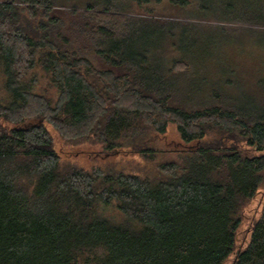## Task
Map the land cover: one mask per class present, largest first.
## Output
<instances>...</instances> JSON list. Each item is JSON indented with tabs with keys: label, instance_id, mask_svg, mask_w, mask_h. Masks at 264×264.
Here are the masks:
<instances>
[{
	"label": "trees",
	"instance_id": "1",
	"mask_svg": "<svg viewBox=\"0 0 264 264\" xmlns=\"http://www.w3.org/2000/svg\"><path fill=\"white\" fill-rule=\"evenodd\" d=\"M161 1L0 0V264H264V201L244 222L264 109L173 104L162 77L188 66ZM168 125L181 159L153 147ZM52 132L108 163H70Z\"/></svg>",
	"mask_w": 264,
	"mask_h": 264
},
{
	"label": "rangeland",
	"instance_id": "2",
	"mask_svg": "<svg viewBox=\"0 0 264 264\" xmlns=\"http://www.w3.org/2000/svg\"><path fill=\"white\" fill-rule=\"evenodd\" d=\"M150 7L156 10L157 19L182 22L174 26L176 38L166 55L182 56L188 69L181 74H166L161 83L173 93L175 106L196 109L219 106L243 112L264 109V1L190 0L188 6L170 7L164 0ZM151 64L155 68L162 64L165 73L167 60L156 58ZM44 83L41 80V88H46ZM52 136L53 149L72 164L90 170L108 163L102 158L100 145L69 143L53 132ZM178 142L175 126L168 125L164 137L153 144L165 152L158 158L181 159V153L176 152ZM123 148L127 150L128 146ZM119 157L130 171L142 173L143 166L137 159L115 156L119 163ZM263 201L264 190L244 211V222L257 216Z\"/></svg>",
	"mask_w": 264,
	"mask_h": 264
}]
</instances>
